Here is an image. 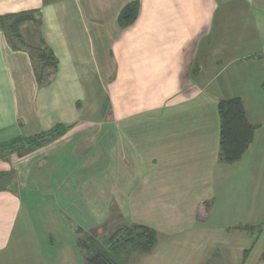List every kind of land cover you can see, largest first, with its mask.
I'll list each match as a JSON object with an SVG mask.
<instances>
[{
	"label": "crops",
	"instance_id": "obj_1",
	"mask_svg": "<svg viewBox=\"0 0 264 264\" xmlns=\"http://www.w3.org/2000/svg\"><path fill=\"white\" fill-rule=\"evenodd\" d=\"M24 12L58 70L40 86L0 25V264H81L60 230L22 218L38 192L71 193L96 227L157 231L126 264H264V0H0V19ZM233 98L255 133L225 164L219 103ZM57 126L39 149L1 151Z\"/></svg>",
	"mask_w": 264,
	"mask_h": 264
},
{
	"label": "trees",
	"instance_id": "obj_2",
	"mask_svg": "<svg viewBox=\"0 0 264 264\" xmlns=\"http://www.w3.org/2000/svg\"><path fill=\"white\" fill-rule=\"evenodd\" d=\"M140 1L128 4L120 14L119 24L126 29L138 19ZM27 23L36 25V36L28 41L20 34V29ZM2 31L9 45L15 51L29 53L35 75L40 86L49 85L57 70L58 60L46 45L39 33V24L31 12L17 15H5L0 19ZM221 117L220 160L232 164L242 159L253 142L255 127L246 116L241 99L233 98L219 103ZM65 133V128L57 126L53 130L31 138H19L1 147L3 152L24 155L44 144L53 141ZM125 229L103 239L90 238L88 242L80 241L79 247L85 252V264H126V257L134 252L149 254L158 242V233L142 225H124ZM121 235V236H120Z\"/></svg>",
	"mask_w": 264,
	"mask_h": 264
},
{
	"label": "rangeland",
	"instance_id": "obj_3",
	"mask_svg": "<svg viewBox=\"0 0 264 264\" xmlns=\"http://www.w3.org/2000/svg\"><path fill=\"white\" fill-rule=\"evenodd\" d=\"M20 13H15L11 15H17ZM20 34L25 37L28 41L29 37L33 38L36 36V25L34 23H27L20 29ZM29 36V37H28ZM3 153L0 152V156ZM7 155H11V152H7ZM21 155L17 153L16 156ZM78 158V157H77ZM47 180V179H44ZM60 181V180H59ZM76 180H65L64 186H67L65 190L72 191L73 182ZM57 179H50L48 183H52L57 185ZM62 183L59 182V187H63ZM45 186V184H44ZM47 186V185H46ZM49 188V187H48ZM52 190L49 188L48 192ZM28 199H32L33 201L29 204H26V212L22 218H28L36 223H39L41 226L38 228L41 233L44 231L45 233L49 232L51 229L60 230V236L63 237L64 240H69V245H72L76 251V254H79V261L81 264H85V253L84 250L78 248V240L88 242L90 238H100L105 239L115 233L120 234V230H124V225L121 224H112L107 227H96L90 218L87 215V212L83 210L80 204L74 199L73 195L63 193L60 194H44L42 192H38L37 194L27 195ZM26 197V196H25ZM54 221V226L51 227V222ZM73 229L76 230V233H72ZM43 235V234H41ZM121 236V235H120ZM44 240V238H43ZM74 242V243H73ZM74 244V245H73ZM49 250H46L49 254Z\"/></svg>",
	"mask_w": 264,
	"mask_h": 264
}]
</instances>
